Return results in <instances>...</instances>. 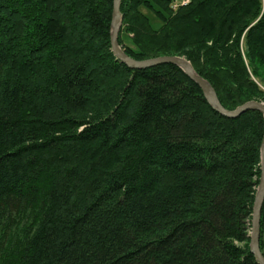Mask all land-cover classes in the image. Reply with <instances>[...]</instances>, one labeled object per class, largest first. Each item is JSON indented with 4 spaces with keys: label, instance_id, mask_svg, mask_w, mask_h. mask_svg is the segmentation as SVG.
<instances>
[{
    "label": "trees",
    "instance_id": "1",
    "mask_svg": "<svg viewBox=\"0 0 264 264\" xmlns=\"http://www.w3.org/2000/svg\"><path fill=\"white\" fill-rule=\"evenodd\" d=\"M123 50L264 102V0H121ZM114 0H0V264H260L264 115L112 50ZM147 10L161 24L154 27ZM260 246L264 251V204Z\"/></svg>",
    "mask_w": 264,
    "mask_h": 264
},
{
    "label": "water",
    "instance_id": "2",
    "mask_svg": "<svg viewBox=\"0 0 264 264\" xmlns=\"http://www.w3.org/2000/svg\"><path fill=\"white\" fill-rule=\"evenodd\" d=\"M121 0H114L113 14H112V30L111 43L114 54L131 68H145L159 64H175L179 66L192 80H194L202 89L206 99L213 108L221 114L228 117H237L248 110H259L264 115V103L260 101L247 102L234 110L226 109L213 88V86L205 78L200 76L194 69L191 62L182 56L165 55L146 60H136L128 55L119 43V34L123 24V14L121 12ZM264 204V138L261 147V175L257 193L255 196V203L253 206V217L251 227V241L250 248L260 264H264V254L260 246L261 236V214Z\"/></svg>",
    "mask_w": 264,
    "mask_h": 264
},
{
    "label": "rangeland",
    "instance_id": "3",
    "mask_svg": "<svg viewBox=\"0 0 264 264\" xmlns=\"http://www.w3.org/2000/svg\"><path fill=\"white\" fill-rule=\"evenodd\" d=\"M173 1H174L175 4H179V3H181L183 0H173ZM147 14H148V16L150 17L151 23H152V25H153L154 27H158V26H160V24H161V20H160V19H159V18H158L153 12L147 10ZM121 37H122L123 41H124L126 44H127V43H128V44L131 43L128 33L125 32V31L122 30V29H121ZM263 88H264V86H263ZM260 102H261V101H260ZM262 103H264V102L262 101Z\"/></svg>",
    "mask_w": 264,
    "mask_h": 264
},
{
    "label": "crops",
    "instance_id": "4",
    "mask_svg": "<svg viewBox=\"0 0 264 264\" xmlns=\"http://www.w3.org/2000/svg\"><path fill=\"white\" fill-rule=\"evenodd\" d=\"M185 1H187V0H183L181 3H184ZM263 239H264V234H263ZM263 254H264V251H263Z\"/></svg>",
    "mask_w": 264,
    "mask_h": 264
}]
</instances>
